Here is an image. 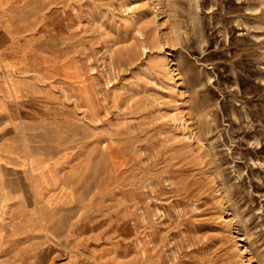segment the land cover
I'll use <instances>...</instances> for the list:
<instances>
[{
	"label": "rangeland",
	"instance_id": "374dc122",
	"mask_svg": "<svg viewBox=\"0 0 264 264\" xmlns=\"http://www.w3.org/2000/svg\"><path fill=\"white\" fill-rule=\"evenodd\" d=\"M13 1L68 82L45 172L1 175L0 264H264V0Z\"/></svg>",
	"mask_w": 264,
	"mask_h": 264
},
{
	"label": "crops",
	"instance_id": "0c3cea01",
	"mask_svg": "<svg viewBox=\"0 0 264 264\" xmlns=\"http://www.w3.org/2000/svg\"><path fill=\"white\" fill-rule=\"evenodd\" d=\"M18 14L13 0H0V183L1 175L45 172L41 155L23 141L44 99L54 97L61 81L68 82L48 65L51 69H45L44 57L32 43L33 29Z\"/></svg>",
	"mask_w": 264,
	"mask_h": 264
}]
</instances>
